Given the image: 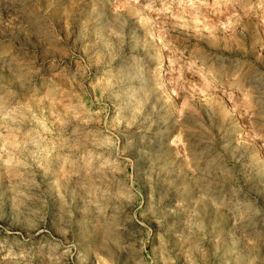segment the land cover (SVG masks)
<instances>
[{
    "label": "rangeland",
    "instance_id": "374dc122",
    "mask_svg": "<svg viewBox=\"0 0 264 264\" xmlns=\"http://www.w3.org/2000/svg\"><path fill=\"white\" fill-rule=\"evenodd\" d=\"M0 264H264V0H0Z\"/></svg>",
    "mask_w": 264,
    "mask_h": 264
},
{
    "label": "bare ground",
    "instance_id": "6f19581e",
    "mask_svg": "<svg viewBox=\"0 0 264 264\" xmlns=\"http://www.w3.org/2000/svg\"><path fill=\"white\" fill-rule=\"evenodd\" d=\"M161 65H162V64H161ZM159 66H160V65H159ZM163 75H164V74L162 73V76H161V77H164ZM160 79H161V78H160Z\"/></svg>",
    "mask_w": 264,
    "mask_h": 264
}]
</instances>
